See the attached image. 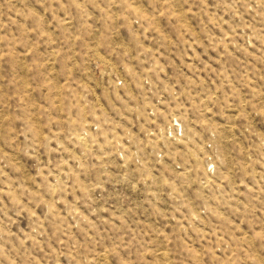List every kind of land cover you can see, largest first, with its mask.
Instances as JSON below:
<instances>
[{
	"label": "rangeland",
	"instance_id": "1",
	"mask_svg": "<svg viewBox=\"0 0 264 264\" xmlns=\"http://www.w3.org/2000/svg\"><path fill=\"white\" fill-rule=\"evenodd\" d=\"M0 264H264V0H0Z\"/></svg>",
	"mask_w": 264,
	"mask_h": 264
}]
</instances>
